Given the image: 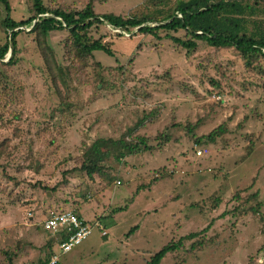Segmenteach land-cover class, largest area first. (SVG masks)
I'll return each instance as SVG.
<instances>
[{
  "label": "rangeland",
  "instance_id": "1",
  "mask_svg": "<svg viewBox=\"0 0 264 264\" xmlns=\"http://www.w3.org/2000/svg\"><path fill=\"white\" fill-rule=\"evenodd\" d=\"M176 1L165 7L152 0L45 3L80 11L91 2L99 15L128 18L158 14ZM9 3L14 20L33 16L32 0ZM5 16L0 4V46L10 35L1 27ZM23 29L19 62L0 63V264H40L51 246L62 264H147L196 233L161 264H264L263 61L248 67L235 49L203 42L189 52L171 39H187L183 31H160L158 39L104 25L92 34L112 44L115 57L97 51L86 67L75 58L67 31L51 33L46 42L57 71L51 77L31 29ZM152 111L157 117L137 135L157 148L156 137L165 133L170 143L123 160L103 144L111 154V183L79 171L76 159L86 147L120 139ZM223 124L228 133L216 143H196ZM199 149L208 155L197 157ZM256 193L257 201L248 204ZM259 202L257 215L252 207ZM76 210L94 231L62 255L42 223L52 213Z\"/></svg>",
  "mask_w": 264,
  "mask_h": 264
},
{
  "label": "trees",
  "instance_id": "2",
  "mask_svg": "<svg viewBox=\"0 0 264 264\" xmlns=\"http://www.w3.org/2000/svg\"><path fill=\"white\" fill-rule=\"evenodd\" d=\"M170 1L172 0H152V3L165 7ZM0 4L4 6L6 13L1 27L6 34H10L9 40L0 46V63L11 67L19 62L18 38L22 33H26L23 28L31 29L28 33L35 36L45 69L51 77H55V72L57 75L56 62L53 60L46 42L51 33L67 31L75 58L79 59L81 66L86 67L87 59L93 57L97 51L115 57L112 44L105 42L103 37L95 38L92 34L94 29L104 25H110L114 29L124 32H132L137 29V33L141 35H150L158 39H160V31L167 33L183 31L186 33L187 39L175 37H171V39L189 52L197 49L198 42H203L216 49H235L248 67H253L260 61L264 62V20L258 18L260 14H264V12L258 11L259 6L264 5V0H177L173 4V8L157 10L158 14L134 15L128 18L113 13L99 15L95 12L91 2L83 10L68 11L63 8L50 9L45 0H32L33 16L28 20L21 21H16L11 17L12 8L9 0H0ZM153 23L156 25H152ZM9 54L11 56L6 62ZM53 82L55 83L56 79ZM215 85L218 86L217 83ZM156 117L155 111H152L140 118L134 126L127 128L120 139H98L91 146L86 147L83 156L76 159L80 164L79 171L85 173L89 179L98 176L107 179L109 183L113 181V178L108 174L110 168L107 166L111 154L104 150L103 144L120 151L118 160L125 159L127 155L161 150L164 143H170V137L165 133L156 137L159 141L157 148L150 145L146 137L137 135L141 128H144L148 122L152 123ZM199 125L198 123L189 128L188 132L193 134ZM227 133V125L223 124L209 135L198 138L196 143L202 144L206 140L214 144L217 139ZM2 153L3 151L0 149V156ZM44 189L48 190V187H44ZM51 190L55 191L56 188ZM257 199L258 193L251 195L247 199V203L257 201ZM261 206L262 204L259 202L255 207H252L257 215L260 214ZM123 210L124 208H119L114 212ZM76 212L82 218L79 210ZM208 229L209 227L201 233L207 232ZM199 234H191L166 246L147 264H161L168 252L176 251L183 241ZM50 252L48 257L54 254L52 246ZM8 259L11 260L9 257ZM47 259L41 261L40 264L46 263Z\"/></svg>",
  "mask_w": 264,
  "mask_h": 264
},
{
  "label": "built area",
  "instance_id": "3",
  "mask_svg": "<svg viewBox=\"0 0 264 264\" xmlns=\"http://www.w3.org/2000/svg\"><path fill=\"white\" fill-rule=\"evenodd\" d=\"M208 150L199 149L196 152L197 157H205ZM101 231L102 237L108 236V232L101 224H96ZM42 227L47 234L59 245L62 255H68L76 248L81 246L92 234L94 227L80 218L74 211H63L52 213L51 216L42 223ZM47 259V258H46ZM44 264H62L60 258L53 254Z\"/></svg>",
  "mask_w": 264,
  "mask_h": 264
},
{
  "label": "crops",
  "instance_id": "4",
  "mask_svg": "<svg viewBox=\"0 0 264 264\" xmlns=\"http://www.w3.org/2000/svg\"><path fill=\"white\" fill-rule=\"evenodd\" d=\"M80 214V213H79ZM81 217H82V215H81ZM83 218V217H82ZM84 219V218H83Z\"/></svg>",
  "mask_w": 264,
  "mask_h": 264
}]
</instances>
